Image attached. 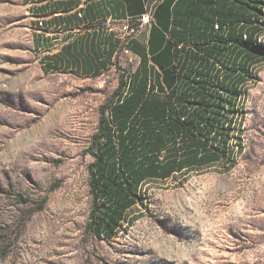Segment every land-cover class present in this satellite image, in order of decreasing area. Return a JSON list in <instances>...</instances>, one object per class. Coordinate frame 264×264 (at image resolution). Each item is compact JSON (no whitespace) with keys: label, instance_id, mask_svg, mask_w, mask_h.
Masks as SVG:
<instances>
[{"label":"rangeland","instance_id":"rangeland-1","mask_svg":"<svg viewBox=\"0 0 264 264\" xmlns=\"http://www.w3.org/2000/svg\"><path fill=\"white\" fill-rule=\"evenodd\" d=\"M137 64L44 74L22 0H0V264H264V62L233 163L147 179L113 238L89 229L94 137Z\"/></svg>","mask_w":264,"mask_h":264},{"label":"crops","instance_id":"crops-1","mask_svg":"<svg viewBox=\"0 0 264 264\" xmlns=\"http://www.w3.org/2000/svg\"><path fill=\"white\" fill-rule=\"evenodd\" d=\"M148 2L22 0L30 18L32 49L39 68L44 74L70 71L83 77L98 76L118 65L124 47L138 57V64L132 72L123 73L127 84L114 105L132 97L147 98L152 83L154 92L170 101L167 109L193 116L203 112L198 102L212 99L213 94L231 99L228 91L246 87V73L260 65L263 56L259 46L246 47L243 38L248 34V39L256 42L261 0H163L155 20L124 42L110 23L144 13ZM195 43H209L213 56L198 51ZM165 89L172 90L170 98ZM222 104L225 113L221 121L225 129L241 135L245 117L236 116L231 121L229 103ZM215 143L225 145L220 134L216 135ZM219 163L224 162L213 160L184 168L164 180Z\"/></svg>","mask_w":264,"mask_h":264},{"label":"trees","instance_id":"trees-1","mask_svg":"<svg viewBox=\"0 0 264 264\" xmlns=\"http://www.w3.org/2000/svg\"><path fill=\"white\" fill-rule=\"evenodd\" d=\"M162 1L158 0L156 4L153 21ZM261 2L256 42L248 39V34L243 37L246 47L255 44L262 50L263 56L258 63L264 62V43L259 40L264 32V0ZM194 47L208 57L213 56L209 43H195ZM246 75V83L250 79L257 83L258 75L254 68H250ZM126 84L127 78L122 74L118 93ZM154 90L155 85L150 83L147 98L132 97L120 105H113L110 117L102 119L94 137L92 150L95 161L89 165L93 204L88 227L98 237L113 238L127 211L140 199V187L147 179L164 180L176 171L213 160L233 163L232 138H237L238 150L243 148L242 135L230 133V128L225 129L221 118L225 113L224 101L229 103L228 111L233 113L231 121L236 116L245 117L241 103L248 92L247 86L240 90L226 89L231 95L227 100L220 94L211 93L212 99L197 103L203 107V112L195 116L167 109L170 101ZM165 91L167 97L172 95L171 89ZM171 103L176 108L175 99ZM187 104H193V101H187ZM218 134L224 146L215 143Z\"/></svg>","mask_w":264,"mask_h":264},{"label":"built area","instance_id":"built-area-1","mask_svg":"<svg viewBox=\"0 0 264 264\" xmlns=\"http://www.w3.org/2000/svg\"><path fill=\"white\" fill-rule=\"evenodd\" d=\"M158 3V0H151L148 4V9L145 13L142 15L136 17V18H126L118 20L120 21V31L117 32L115 28V32L117 35L124 41L127 42L130 38L133 36L132 33L140 30V28L146 26V24H149L154 19V9L156 7V4Z\"/></svg>","mask_w":264,"mask_h":264},{"label":"bare ground","instance_id":"bare-ground-1","mask_svg":"<svg viewBox=\"0 0 264 264\" xmlns=\"http://www.w3.org/2000/svg\"><path fill=\"white\" fill-rule=\"evenodd\" d=\"M260 40H262V39L260 38Z\"/></svg>","mask_w":264,"mask_h":264}]
</instances>
